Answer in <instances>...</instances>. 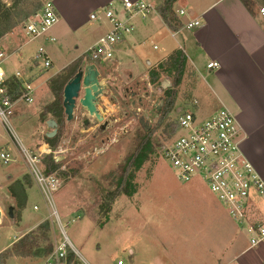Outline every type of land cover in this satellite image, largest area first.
I'll list each match as a JSON object with an SVG mask.
<instances>
[{
	"label": "rangeland",
	"instance_id": "rangeland-1",
	"mask_svg": "<svg viewBox=\"0 0 264 264\" xmlns=\"http://www.w3.org/2000/svg\"><path fill=\"white\" fill-rule=\"evenodd\" d=\"M9 1L13 13L11 21L15 26L9 34L13 35L20 45H24L30 41L22 31L25 19L52 1ZM182 7L183 5L177 4L175 12ZM142 20L140 18L137 22ZM84 29H90V34H68V29L60 18L59 23L49 32V36L56 39L55 43H50L48 37H43L23 49L22 54L31 51L29 55L34 56L36 49L44 45L51 57L53 56L54 65L50 70L41 72L42 68L33 58L34 71L40 76L33 84L34 102L18 103L9 115L10 124L27 150L36 154L38 148L48 145L52 150L50 156L60 166L55 174L59 177L61 186L52 195V203L61 223L67 228V237L72 246L90 264H191L194 255L205 260H217L214 259L220 255L217 245L227 231L234 228L248 233L249 236L250 233L230 216L225 205L201 178L194 177L188 183L178 181L172 167L162 158L161 147L170 143L176 136L165 132V126L158 125L164 106V92L173 85L170 75L163 74L157 84H151L149 79L129 80L131 73L122 72L111 63H86L83 70L87 71L89 67L95 69L103 90L96 102L98 116L91 115L78 101L73 121L65 120L62 129L57 126V145L53 147L46 143L47 134L53 131L46 121L48 118L56 121L52 115L42 117L43 110L54 102L49 87L50 81L47 83V79L59 73L54 78L67 75V65L105 32L103 26L100 27L92 21L86 24ZM186 33L190 36L189 32ZM119 46L115 58H118ZM154 46H157L158 50H154ZM2 50L6 56L11 54L7 48ZM143 50L149 57L147 60L161 57L165 51L162 41H148L143 45ZM18 56L19 54L11 57L5 63L11 70L15 69ZM141 61L142 67L146 68L148 62L143 58ZM64 66L65 69L60 72ZM21 72L28 78L31 76L23 70ZM195 77L194 71L187 67L178 100L168 117L170 121L177 122L178 114L183 110L196 112L200 119L208 118L215 111V105L208 100L210 93L204 87L197 95L198 105L194 106L197 101V98H192ZM80 98H83V94ZM102 99L103 105L98 109L97 103ZM140 122L148 124L151 128L153 152L136 174L137 193L132 198L120 194L114 203H111L108 194L118 190L127 162L136 153L146 135ZM5 140H8L13 148L11 153H8L15 161L4 164L0 158V178L5 174L15 173L13 170L17 169L21 179L30 180L31 186H34L29 192L30 195L33 192L39 194L22 149L16 145L11 134L0 122V154L5 149L1 148ZM2 197L3 191H0V207L5 205ZM34 203L40 207L38 213L33 212L34 218L41 219L49 214L47 206L51 209L50 212L54 211L51 202L42 193L36 200L30 199L29 205ZM107 206L109 220L105 221ZM256 206L261 211L264 209V202H257ZM257 212L247 219L249 224L264 223ZM6 215L7 219L0 225V248L16 236L14 230L8 228V209ZM45 222L50 224L48 232H45L44 228L38 229L39 227L33 232L39 241V248L48 253L49 248L55 250L56 242L62 244L66 241L56 216L47 215L41 224ZM102 222L107 223L101 227ZM69 247L71 248V245ZM47 255L40 256L35 264H46ZM21 259L25 260L23 263L35 261L32 257Z\"/></svg>",
	"mask_w": 264,
	"mask_h": 264
},
{
	"label": "crops",
	"instance_id": "crops-1",
	"mask_svg": "<svg viewBox=\"0 0 264 264\" xmlns=\"http://www.w3.org/2000/svg\"><path fill=\"white\" fill-rule=\"evenodd\" d=\"M51 1L50 3L54 5L59 15V21L60 18L63 19L68 34L79 32L83 35L86 33L89 35L90 29L85 31L84 28L86 24L90 23L91 14L109 3H117L121 0ZM144 1L153 4L156 8L163 2V0ZM2 2L6 7L11 6L9 0H2ZM177 4L183 5V7L176 10H184L186 13V16L180 18L183 27L178 32H174L167 27L156 9L147 18L143 20L141 18V22H137L140 18L135 20V32L127 38L124 44L119 46L118 58L116 57L111 64L122 70V72L131 73V76L129 74V80L131 81L137 78L147 81L151 70L157 68L175 51L183 50L188 58L187 67L194 71L196 76V83L192 90L193 99L197 98L196 100L199 102L197 95L204 87L210 93L208 100L215 105V111L226 108L234 115L242 139V152L257 173L264 179V16L260 12L264 8V0H177ZM188 20H199L201 26L187 30L184 28V23ZM101 26L105 28V32L93 44H89L83 52L77 55L78 57L73 59L67 67L83 57L87 50L106 34L108 31L107 25ZM186 31L189 32L190 36L186 35ZM182 36L184 38H181ZM46 37L54 38L49 36V33ZM46 37L43 39H47ZM148 41L163 42L165 51L161 57H152L153 60H147L149 57H147L146 51L143 50V45ZM35 42L37 41L20 45L14 36L10 34L5 35L0 40L2 49L7 48L11 52L10 55H7L6 62L11 57L19 54L15 69L11 70L5 64L8 76L12 77L16 71L23 70L33 77V84L40 78L34 71L33 56L29 55L31 51L26 52L25 55L22 54L24 48ZM153 48L158 50L157 46ZM142 58L148 62L146 68L142 67ZM51 59H53V56ZM52 61L54 65V59ZM211 62H218L219 67L208 69L207 66ZM65 67L61 68L60 72ZM56 76L48 79L50 80ZM97 105L98 109L101 108L103 99L98 101ZM51 119L48 118L46 124ZM1 145V148H5L3 152L11 153L13 148L8 140H5ZM46 147L49 146L43 145L40 148ZM13 171L15 173H8L0 178V191H3L2 200L5 204L4 207H0V225H3L7 219L6 210L8 209V215L10 214L8 228L14 230L16 236L0 248V254L12 248L21 238L38 228L46 220L47 215L48 217L52 215L51 209L47 206L49 214L41 217V219L34 218L33 212L38 213L40 207L35 203L32 206L29 205V201L30 199L36 200L41 193L36 188L40 193L33 192L30 195L29 192L34 186L27 187L26 205L23 209H18L17 203L9 191V186L22 179L17 169ZM36 207L37 209H35ZM257 213L260 214L264 222V209L258 210ZM250 238L248 233L231 228L224 234L220 244L217 245L220 255L214 258L217 259L214 260L215 263L211 258L205 260L194 255L191 264H217V261L221 264H264V244L252 249ZM59 245L61 244L56 242L55 250ZM32 258L35 261L28 263H23L25 260L21 258H12L8 261V264H35L40 256Z\"/></svg>",
	"mask_w": 264,
	"mask_h": 264
},
{
	"label": "built area",
	"instance_id": "built-area-1",
	"mask_svg": "<svg viewBox=\"0 0 264 264\" xmlns=\"http://www.w3.org/2000/svg\"><path fill=\"white\" fill-rule=\"evenodd\" d=\"M156 11V7L144 0H121L109 3L107 6L93 12L90 20L100 25H107L108 31L85 55L91 62L109 65L115 60V53L120 44L125 42L135 32V20L145 19ZM179 18L186 16L184 10L176 11ZM264 16V8L260 10ZM59 23V16L52 3L45 4L32 17L24 21L23 33L30 38L29 42L46 37L50 30ZM199 20L184 23V28L192 30L199 28ZM55 43V38H48ZM41 72L53 67V61L44 46H39L33 56ZM6 53L0 49V122L11 134L16 145L22 149L31 167V176L42 195L51 202L63 236L64 243L59 245L48 258L46 264H68L67 248L71 245L75 253L73 264H90L70 243L66 226L61 223L58 212L52 203V195L60 188V180L56 174L45 175L42 170V159L50 155L49 147L38 148L36 154L30 153L22 144L10 124L9 115L20 102H34L33 77H27L21 71L14 76H8L5 70ZM208 69H217L218 62L208 64ZM12 82L20 83V96L12 99ZM198 102L195 101L194 106ZM178 130L170 143L163 144L160 149L164 158L175 172L176 178L182 183L190 182L199 177L208 186L217 199L225 205L232 218L247 228L250 233V247L257 248L264 244V223L251 225L247 221L250 215L258 211L256 203L264 202V179L257 173L250 161L244 156L242 139L234 115L226 108L216 110L206 119H200L196 112L189 110L179 112L177 118ZM0 158L4 164L15 161L8 152H2ZM37 209V207L35 208ZM70 244V245H69ZM123 264V262H119Z\"/></svg>",
	"mask_w": 264,
	"mask_h": 264
},
{
	"label": "trees",
	"instance_id": "trees-1",
	"mask_svg": "<svg viewBox=\"0 0 264 264\" xmlns=\"http://www.w3.org/2000/svg\"><path fill=\"white\" fill-rule=\"evenodd\" d=\"M176 3L177 0H163V2L156 8L167 27L174 32H178L183 27V23L181 22L177 12H175ZM11 7H6L2 0H0V40L5 35L11 33V31L15 28L14 24H12L13 21H11L13 18ZM30 17H27L26 19ZM86 63L93 64L89 55H84L70 64L65 69L67 75L59 76L58 78H51L49 80L50 82L48 81L50 90L54 96V102L43 110L42 117L46 115H52L56 119L60 129L64 127L63 125L65 124V120H67L64 108V88L76 76L79 70L84 68ZM187 65L188 58L186 54L183 52V50H177L166 61L158 65L157 68L151 70L149 74V83L151 84H157L163 74H166L167 76L170 75L173 79V85L171 88L164 92V106L161 110V117L158 123L159 126H165V132H168L170 135L176 134L178 130L177 122L170 121L168 117L176 101L178 100ZM11 88L13 90L12 99L16 100L20 96V83L12 82ZM140 126L146 132V135L143 137L136 153L127 162L118 190H114L108 194V198L111 203H114L120 194L132 198L137 193V185L135 184L136 174L143 168L144 164L149 160L150 155L153 152L151 128L148 124L143 122H140ZM58 137L59 133L56 134L54 138H48L46 136L45 141L50 146L55 147L58 143ZM59 167L60 166L56 164V162L53 160V157L50 155L45 156L42 159V170L45 175L55 174V171H57ZM30 186L31 182L28 179L26 180V178L23 180H17L11 186H9V191L12 197L15 199L19 210L23 209L26 205L27 187ZM108 211L109 208L107 206L105 221L109 220ZM18 216L20 217V215ZM106 223L107 222H102L100 224L101 227ZM43 228L45 229V232H48L50 229L49 222L41 224L38 229ZM34 235L35 232L25 235L17 243H15L12 248L1 253L0 264H7L12 258L37 257L44 256V254H48L47 257L49 258L54 253L53 248H49L48 253L47 251H43L42 248H39V241L36 237H34ZM67 251L68 264H73L76 258L75 253L70 247L67 248Z\"/></svg>",
	"mask_w": 264,
	"mask_h": 264
},
{
	"label": "water",
	"instance_id": "water-1",
	"mask_svg": "<svg viewBox=\"0 0 264 264\" xmlns=\"http://www.w3.org/2000/svg\"><path fill=\"white\" fill-rule=\"evenodd\" d=\"M102 91V86L98 80V72L95 69L89 67L87 71L79 70L64 88V108L67 120L69 122L73 121L78 101L91 115L96 114L98 116L96 102ZM82 94L83 98H80ZM47 126L53 130L47 134V137L54 138L57 134V123L50 120L47 122Z\"/></svg>",
	"mask_w": 264,
	"mask_h": 264
},
{
	"label": "bare ground",
	"instance_id": "bare-ground-1",
	"mask_svg": "<svg viewBox=\"0 0 264 264\" xmlns=\"http://www.w3.org/2000/svg\"><path fill=\"white\" fill-rule=\"evenodd\" d=\"M44 150H45V148H44Z\"/></svg>",
	"mask_w": 264,
	"mask_h": 264
}]
</instances>
